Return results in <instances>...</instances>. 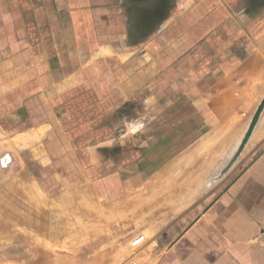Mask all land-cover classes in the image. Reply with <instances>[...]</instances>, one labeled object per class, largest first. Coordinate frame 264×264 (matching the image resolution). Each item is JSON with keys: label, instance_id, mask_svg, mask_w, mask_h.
I'll return each instance as SVG.
<instances>
[{"label": "crops", "instance_id": "obj_1", "mask_svg": "<svg viewBox=\"0 0 264 264\" xmlns=\"http://www.w3.org/2000/svg\"><path fill=\"white\" fill-rule=\"evenodd\" d=\"M19 123L105 198L191 172L153 264H264V0H0V129Z\"/></svg>", "mask_w": 264, "mask_h": 264}, {"label": "rangeland", "instance_id": "obj_2", "mask_svg": "<svg viewBox=\"0 0 264 264\" xmlns=\"http://www.w3.org/2000/svg\"><path fill=\"white\" fill-rule=\"evenodd\" d=\"M26 126L0 129V264H153L156 231L194 204L166 201L198 190L187 185L191 172L172 165L161 182L105 198L110 192L87 188L84 171L62 161L60 148L48 149L51 133H24Z\"/></svg>", "mask_w": 264, "mask_h": 264}, {"label": "bare ground", "instance_id": "obj_3", "mask_svg": "<svg viewBox=\"0 0 264 264\" xmlns=\"http://www.w3.org/2000/svg\"><path fill=\"white\" fill-rule=\"evenodd\" d=\"M255 119H256V118H255ZM255 119H254V121H255ZM254 121H253V122H254ZM35 135H37V134H35ZM17 136H18V135H17ZM19 136H20V135H19ZM19 136H18V137H19ZM37 136H38V135H37ZM21 140H22V139H21ZM24 144H25V142H22V143L20 144V146L23 147ZM20 146H19V147H20ZM0 147H2V146H0ZM5 241H6V240H5ZM0 244H1V243H0ZM4 244H5V243H4ZM6 244H7V243H6ZM2 246H3V243H2ZM2 246H1V248H2ZM5 246H6V245H5Z\"/></svg>", "mask_w": 264, "mask_h": 264}, {"label": "built area", "instance_id": "obj_4", "mask_svg": "<svg viewBox=\"0 0 264 264\" xmlns=\"http://www.w3.org/2000/svg\"><path fill=\"white\" fill-rule=\"evenodd\" d=\"M135 243H136V241H135Z\"/></svg>", "mask_w": 264, "mask_h": 264}]
</instances>
